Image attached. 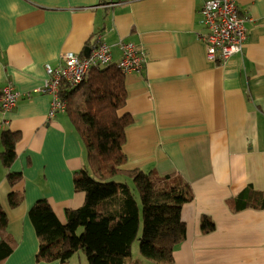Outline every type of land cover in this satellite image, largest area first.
Listing matches in <instances>:
<instances>
[{
  "label": "crops",
  "instance_id": "crops-1",
  "mask_svg": "<svg viewBox=\"0 0 264 264\" xmlns=\"http://www.w3.org/2000/svg\"><path fill=\"white\" fill-rule=\"evenodd\" d=\"M205 1L0 0V93L9 83L20 92L11 111L0 107V137L7 129L21 134L11 169L0 160V205L18 242L4 264H60L36 262L29 210L44 199L65 222L66 209L84 202L74 176L88 163L68 112L50 117L52 95L41 88L47 65L60 66L68 51L84 55L99 37L113 63L123 56L120 41L145 56L141 71L125 75L119 111L132 118L127 167L181 176L193 188L175 263L264 264V0H236L247 39L242 53L220 63L198 36ZM10 170L22 173L14 186ZM12 193L23 196L16 207ZM203 215L213 231L203 232Z\"/></svg>",
  "mask_w": 264,
  "mask_h": 264
},
{
  "label": "trees",
  "instance_id": "trees-1",
  "mask_svg": "<svg viewBox=\"0 0 264 264\" xmlns=\"http://www.w3.org/2000/svg\"><path fill=\"white\" fill-rule=\"evenodd\" d=\"M60 96L85 148L88 165L74 176V188L85 199L81 206L66 209L65 222L47 200L31 207L29 218L39 242L36 262L68 264L75 252L84 250L86 264H125L138 237L142 211V255L160 264H176L175 248L187 236L182 207L194 199V191L181 176L156 178L142 168L127 167L124 145L132 118L119 113L127 100L125 74L116 63L93 68L79 85L63 84ZM20 137L19 131L1 133L0 160L7 169L16 162ZM7 176L14 186L22 173L10 170ZM22 199V194L12 193L9 204L16 207ZM8 224L0 205V264L18 245ZM201 227L208 233L215 223L203 215Z\"/></svg>",
  "mask_w": 264,
  "mask_h": 264
},
{
  "label": "built area",
  "instance_id": "built-area-1",
  "mask_svg": "<svg viewBox=\"0 0 264 264\" xmlns=\"http://www.w3.org/2000/svg\"><path fill=\"white\" fill-rule=\"evenodd\" d=\"M205 32L198 34L207 47V56L213 62H225L232 56L242 53L247 39L246 18L241 15L236 0H207L200 9ZM122 58L116 62L124 73L139 72L145 64V56L136 45L120 41ZM113 63L111 48L102 38L96 40L90 55L84 56L74 51L62 55L58 67L47 65V77L42 92L52 95L50 117L66 111L67 102L60 96L63 84L76 86L86 80L93 68H102ZM20 92L11 84H6L0 93V107L11 111L17 104Z\"/></svg>",
  "mask_w": 264,
  "mask_h": 264
},
{
  "label": "rangeland",
  "instance_id": "rangeland-1",
  "mask_svg": "<svg viewBox=\"0 0 264 264\" xmlns=\"http://www.w3.org/2000/svg\"><path fill=\"white\" fill-rule=\"evenodd\" d=\"M144 218L143 212H140V228L137 239L132 246V252L129 260L125 264H160L142 255L140 250L141 236L143 232ZM88 262V256L86 251L79 250L70 258L68 264H86Z\"/></svg>",
  "mask_w": 264,
  "mask_h": 264
},
{
  "label": "water",
  "instance_id": "water-1",
  "mask_svg": "<svg viewBox=\"0 0 264 264\" xmlns=\"http://www.w3.org/2000/svg\"><path fill=\"white\" fill-rule=\"evenodd\" d=\"M90 52H91V48L90 47L85 48L84 56H86V57L89 56Z\"/></svg>",
  "mask_w": 264,
  "mask_h": 264
},
{
  "label": "bare ground",
  "instance_id": "bare-ground-1",
  "mask_svg": "<svg viewBox=\"0 0 264 264\" xmlns=\"http://www.w3.org/2000/svg\"><path fill=\"white\" fill-rule=\"evenodd\" d=\"M126 75V74H125Z\"/></svg>",
  "mask_w": 264,
  "mask_h": 264
}]
</instances>
